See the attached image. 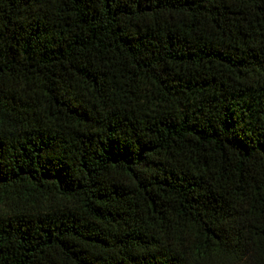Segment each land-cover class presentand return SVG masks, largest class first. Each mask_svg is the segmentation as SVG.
Instances as JSON below:
<instances>
[{"label":"trees","instance_id":"1","mask_svg":"<svg viewBox=\"0 0 264 264\" xmlns=\"http://www.w3.org/2000/svg\"><path fill=\"white\" fill-rule=\"evenodd\" d=\"M0 264H264V0H0Z\"/></svg>","mask_w":264,"mask_h":264}]
</instances>
